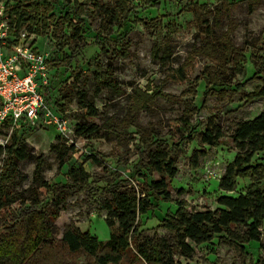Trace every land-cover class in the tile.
I'll return each instance as SVG.
<instances>
[{"label": "rangeland", "instance_id": "374dc122", "mask_svg": "<svg viewBox=\"0 0 264 264\" xmlns=\"http://www.w3.org/2000/svg\"><path fill=\"white\" fill-rule=\"evenodd\" d=\"M7 1L0 0L3 11L0 23L5 27L10 25L6 8L16 3ZM96 1L104 7L118 3V0ZM126 1L134 21L123 36L107 37L102 48L91 44L95 33L102 30L112 35L117 29L116 25L104 29L108 18L98 14L103 8L98 12L92 6L88 8L87 18L80 26V39L73 40L68 20L60 18L73 7L63 1L46 12L54 18L48 19L44 35L29 33L24 27L18 37L10 34L9 51H15V46L29 47L46 58L49 76L46 95L52 107L66 119L68 130L62 134L53 126L28 125L13 129L6 122L0 126V146L9 144L14 132L24 142L29 157L17 163L14 189L20 193L32 186L38 159L43 163L42 174L49 185L68 182V168L82 165L90 175L88 182L133 177L138 187L145 179L138 174L142 170L136 171L135 166L147 156L142 136L164 141L163 145L176 159L177 172L167 179L170 196L139 216L138 229L144 236H168L159 223L176 211L179 202L187 211L215 209L220 195L235 196L250 183L247 178H237L234 191H222L218 187L220 176L236 153L231 138L236 123L264 111V0ZM6 3L10 7H4ZM153 3L157 5L152 6ZM193 7H199L198 19L193 15ZM214 20L217 25H213ZM206 25H213L217 36L226 35L232 46L231 54L224 53L221 45L213 56L198 49L204 44V34L200 31ZM83 45V52L70 62L69 56ZM107 72L112 75L111 87L100 88L99 81L105 79ZM214 76L224 82L222 88H211L210 79ZM80 91L92 101L96 116L86 114L78 100ZM188 105L193 110L185 112ZM180 117L187 120L176 128L174 123ZM78 122L96 123L100 127L98 134L76 136L74 127ZM209 122L217 123L223 131L213 146L200 140ZM52 144L65 153L63 166H59ZM194 151L204 153L197 162L192 159ZM91 153L98 154L102 162L96 164L87 159ZM257 156L261 157V153ZM7 158L5 153L0 155V168H5ZM258 162L264 161L258 159ZM158 177L155 172L148 173L150 180ZM258 183V187H264L263 179ZM106 197L100 190L72 187L64 209L54 221L52 242L42 245L22 264H98L96 256L84 250L70 251L61 239L66 227L76 226L88 230L100 241L108 240L110 233L116 232L117 224L109 228L105 222L106 212L99 206ZM22 204L19 199L2 212L0 225L12 223ZM260 230L259 242L240 243L220 234L207 243H191L190 257L175 255L174 258L179 264H254L264 257L261 248L264 218ZM103 252L101 249L99 254ZM117 264L146 263L130 249Z\"/></svg>", "mask_w": 264, "mask_h": 264}, {"label": "trees", "instance_id": "16d2710c", "mask_svg": "<svg viewBox=\"0 0 264 264\" xmlns=\"http://www.w3.org/2000/svg\"><path fill=\"white\" fill-rule=\"evenodd\" d=\"M13 1L16 3L6 10L9 24L14 25L13 34L16 37L19 36V30L23 27L29 33L44 35L48 28V19L54 18L52 14L48 16L46 12L52 10L61 1L73 7L63 17H60L63 21L68 20L70 36L73 40L80 39V26L87 18L88 8L92 6L96 12L103 8L98 14H103L108 18L107 27L104 29L111 28L113 25H116L117 29L112 35H107L102 30L95 33L91 44L100 48L103 47L107 37H118L127 33L130 24L134 21L130 17L131 10L126 0H118L114 7H104L96 0ZM7 3L4 7H10ZM155 5L157 3L152 4V6ZM192 12L198 19L199 7H193ZM203 20L206 22V19ZM217 24L214 20L213 25ZM213 25H206L200 31L204 34V44L197 48L213 56L212 53L216 52L217 46L221 45L224 53L231 54L232 46L229 39L226 35L217 36ZM55 28L54 25V32L57 30ZM83 47L84 45L79 46L73 51L69 56L70 62L79 57L84 50ZM178 72L180 73V70ZM256 72L257 68L253 73ZM111 78V73L107 72L105 79L99 81L100 88L110 86ZM210 82L212 89H220L225 85L215 76L210 79ZM48 85L43 86L42 90L47 92ZM100 88L97 87L96 91ZM235 88H237L236 85ZM78 96L81 106L86 109V114L96 116L97 109L92 101L87 99L85 92L80 91ZM188 107L189 105L185 108V112L193 110V107ZM186 120V117H180L179 121L174 123L176 128ZM99 128V125L93 122H78L74 127V134L76 136L96 135ZM222 136V128L217 123L209 122L201 133L200 140L204 144L213 146ZM231 138L236 153L220 176L218 187L222 191L231 192L237 186V178H247L250 183L245 190L235 196L220 195L216 200L218 207L215 209L187 211L179 202L176 211L167 215L159 223V227L163 228L168 236L157 234L144 236L138 229L139 216L146 214L159 201L169 198L167 179H172L177 172L176 159L163 145L164 141L142 136V144L147 156L145 160L140 159L135 166L136 171L142 170L138 174L145 179L138 187H135L133 177L119 176L114 182L106 181L95 184L94 181L88 182L90 175L82 165L68 168V182L49 185L42 174L43 163L38 159L33 170L32 186L17 193L14 191L18 174L17 163L28 158L29 154L25 151L24 142L17 138L14 132L12 141L0 146V155L5 153L8 156L5 168H0V214L9 210L10 206L19 199L23 206L14 216L12 223L0 225V264H22L42 245L52 242L54 221L59 212L64 209L72 187L100 190L108 195L99 206L106 212L107 226L111 228L115 222L117 224L116 232H111L108 240L100 241L88 230H80L76 226L66 227L61 239L70 251L84 250L89 255L96 256L98 264H117L124 253L130 249L146 264H179L174 256L190 257L193 253L191 243H207L220 234H227L231 240L240 243L259 242L260 226L264 218V187H258V182L264 180V162H258V159L264 161V111L251 119L237 122ZM62 146L67 149L74 148L72 145ZM51 149L56 150L59 166H63L65 153L58 148L57 144H52ZM259 153L261 157L257 156ZM201 154L204 153L194 151L193 161L197 162ZM87 159L96 164L102 162L101 157L96 153L89 154ZM149 172H155L159 177L150 180ZM25 192L28 194L25 195ZM26 200L27 205L24 204ZM261 248L264 249L262 245ZM101 249H104V252L99 254ZM254 264H264V257L257 259Z\"/></svg>", "mask_w": 264, "mask_h": 264}, {"label": "built area", "instance_id": "2783aa9c", "mask_svg": "<svg viewBox=\"0 0 264 264\" xmlns=\"http://www.w3.org/2000/svg\"><path fill=\"white\" fill-rule=\"evenodd\" d=\"M14 30L0 23V126L6 122L13 129L53 126L66 134V119L42 90L49 84L46 58L29 47L15 46V51H9L7 39Z\"/></svg>", "mask_w": 264, "mask_h": 264}]
</instances>
